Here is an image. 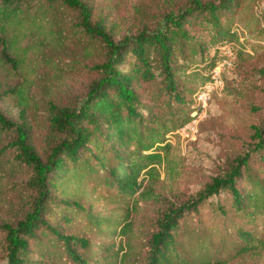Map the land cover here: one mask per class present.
<instances>
[{
	"label": "trees",
	"instance_id": "trees-1",
	"mask_svg": "<svg viewBox=\"0 0 264 264\" xmlns=\"http://www.w3.org/2000/svg\"><path fill=\"white\" fill-rule=\"evenodd\" d=\"M240 3L185 0L162 10L153 26L116 40L87 0H0L2 65L24 63L35 29L61 39L55 17L62 7L75 13L73 32L104 48L85 92L70 105L49 103L42 155L25 109L18 121L0 110V133H10L1 149L31 170L19 216L0 223L5 264H227L264 249V118L253 125L247 147L194 196L162 212L138 248L132 240V216L138 201L153 195L167 135L200 109L194 97L210 79V49L238 40ZM247 34L263 41L264 26ZM17 83L24 98L27 85ZM87 186L109 208H86L78 192ZM74 222L78 229L69 231Z\"/></svg>",
	"mask_w": 264,
	"mask_h": 264
},
{
	"label": "rangeland",
	"instance_id": "rangeland-1",
	"mask_svg": "<svg viewBox=\"0 0 264 264\" xmlns=\"http://www.w3.org/2000/svg\"><path fill=\"white\" fill-rule=\"evenodd\" d=\"M87 1L94 16L105 17L106 26L118 40L141 27L153 26L162 10L176 8L185 0ZM56 13L62 28L61 39L35 29L26 39L29 48L24 63L17 69L0 64V110L7 118L18 121L19 110L25 109L32 142L41 155L48 138L49 103L58 107L73 103L97 75L92 64L104 56L100 43L73 32V11L62 7ZM240 16L243 20L233 26L238 40L209 51L215 54V64L209 72V81L200 88V91L206 85L210 88L205 106L198 103L196 95L194 105L200 109L191 113L192 120L167 135L169 145L161 152L164 161L156 165L158 177L151 183L153 195L139 200L138 210L132 216V240L136 248L162 212L194 196L229 157L247 147L253 125L264 118V40L253 41L247 34L264 26V0H241ZM40 23L47 27L45 20ZM20 80L27 85L24 98L18 92L20 85L15 84ZM9 135L0 133V223L19 216L28 196L26 182L31 173L13 151L1 149ZM68 192H75L72 185ZM78 196L86 208H109L97 191L91 193L90 186L80 190ZM201 212L208 217L210 206H203ZM78 227L74 222L69 231ZM30 246L36 248L38 244L32 240ZM0 264H5L1 232ZM227 264H264V249L233 257Z\"/></svg>",
	"mask_w": 264,
	"mask_h": 264
},
{
	"label": "built area",
	"instance_id": "built-area-1",
	"mask_svg": "<svg viewBox=\"0 0 264 264\" xmlns=\"http://www.w3.org/2000/svg\"><path fill=\"white\" fill-rule=\"evenodd\" d=\"M209 91H210V88H208V86L206 85V89H203L197 94L196 99L200 105L205 106V103L207 102L209 98Z\"/></svg>",
	"mask_w": 264,
	"mask_h": 264
}]
</instances>
